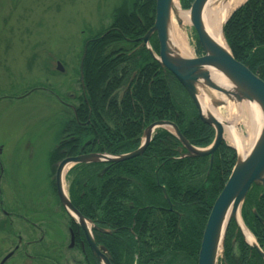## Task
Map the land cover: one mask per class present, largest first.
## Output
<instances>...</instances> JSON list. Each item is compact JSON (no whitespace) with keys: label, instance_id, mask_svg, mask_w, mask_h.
Segmentation results:
<instances>
[{"label":"trees","instance_id":"obj_1","mask_svg":"<svg viewBox=\"0 0 264 264\" xmlns=\"http://www.w3.org/2000/svg\"><path fill=\"white\" fill-rule=\"evenodd\" d=\"M193 1L179 0L181 9L189 10ZM154 15L155 0H123L113 12L111 30L89 42L83 60L88 102L83 106L84 115L80 109L78 117L86 120L92 112L94 121L106 120L96 148L111 156L135 151L142 131L160 121L176 125L195 148H207L214 140L213 129L200 121L180 84L144 48H138L139 40L153 26ZM224 39L233 58L264 82V0H249L236 10L224 27ZM150 45L157 54L155 36ZM94 70L103 77L92 75ZM133 74L132 85L125 90ZM76 130V123L70 125V132ZM179 147L172 135L158 130L140 157L110 166L104 178L91 183V191L83 186L87 176L74 180L71 197L78 212L116 230L104 237L110 264H196L204 227L236 155L222 143L209 167L208 158H180ZM114 171L118 177H113ZM81 193L84 198L80 199ZM263 193L261 188H251L242 219L264 253V224L253 215L255 211L264 222ZM143 207L147 209L138 211ZM224 258L220 264H264L233 223L225 238ZM89 260V264H97Z\"/></svg>","mask_w":264,"mask_h":264},{"label":"rangeland","instance_id":"obj_2","mask_svg":"<svg viewBox=\"0 0 264 264\" xmlns=\"http://www.w3.org/2000/svg\"><path fill=\"white\" fill-rule=\"evenodd\" d=\"M122 1L0 0V146H5L4 153H13V157L8 160L11 168L6 172L4 181L16 179L15 185L25 206L22 214L33 224L39 222L45 231L43 247H56L57 240H62L60 217L49 214L47 207L42 209V203L47 200L51 204L49 172L56 169L48 164V157L50 159L54 145L62 136L59 133H62L63 123L67 118L72 120L73 116L69 109L56 102L53 95L57 93L64 98L68 92L80 96L83 61L80 68L79 60L83 55L85 58L89 42L96 35L111 30L108 28L112 24L113 12ZM182 30L194 52L196 42L192 28L186 25ZM57 62L63 68L62 73L56 71ZM98 74L100 78L103 77L100 71L92 72V75ZM131 85L132 82L129 83ZM41 88L55 94L51 93V97L38 91L32 92V89ZM27 92L29 95L34 94L18 101L2 98L9 96L12 99ZM61 102L67 104V101ZM87 102L85 95L83 104ZM83 104L80 109H84ZM236 107L228 103L214 112L227 126H233L230 114H237ZM93 115L91 112V117L89 115L86 120L81 119V127L71 137L93 139L94 144H98L97 137L106 120L94 121ZM237 130L244 131L242 126ZM82 133L86 136L83 137ZM91 133L92 137L87 136ZM225 144L230 147L226 138ZM69 180H65L66 191ZM30 230V226L21 224L23 240L29 236ZM64 240L66 244L68 240ZM12 243L16 244L14 241ZM2 244L0 239V261L13 248ZM30 250L35 251L32 248ZM74 258L68 254L64 260ZM23 261L17 257L6 264H25ZM60 263L64 264L63 259H60Z\"/></svg>","mask_w":264,"mask_h":264},{"label":"water","instance_id":"obj_3","mask_svg":"<svg viewBox=\"0 0 264 264\" xmlns=\"http://www.w3.org/2000/svg\"><path fill=\"white\" fill-rule=\"evenodd\" d=\"M175 1L156 0L154 23L152 28L141 38V46H144L150 57L158 63L160 68L164 72L170 73L186 91L200 121L214 131L212 145L207 149H197L184 139L173 123L155 122L144 130L140 147L130 154L117 157L95 154L62 161L58 165L55 175V186L60 205L76 225L84 231L87 244L97 262L99 264H110L105 256L107 254L106 249L96 247L93 231L107 235L110 233L96 228L92 222L83 218L72 206L63 188L65 169L75 165H111L137 158L144 153L156 130L169 132L179 142L178 154L180 158H209V167H211L215 151L224 142V133L227 125L223 121L217 120L207 107L210 106L213 111L228 103L237 106L248 102L255 104L259 108L262 116L261 127L253 146L245 154L240 153L237 148L231 147L236 155L235 165L211 208L203 230L196 264H217L219 259L224 260L223 247L231 223H234L237 230L241 233L245 244L250 249L255 250L264 261V253L260 250L251 234L244 228L252 239L251 243L246 241L243 228L238 221V217L241 220V209L250 189L254 186L264 191V83L256 75L252 74L247 67L237 62L227 46L222 47L217 44L208 33L203 15L207 4L211 0H194L188 11L190 26L196 33L203 56L192 59L180 54L171 45L168 37L172 15L175 17L177 25L181 26V22L176 18L174 10ZM230 16L222 25V36L225 24ZM154 34L158 42V55L153 53L149 45V41ZM83 59L84 55L82 61ZM57 69L62 72L59 64ZM211 72L221 77L223 83L220 85L215 84L211 80ZM203 99L208 105L207 107L203 106L201 102ZM162 193L166 202L169 203L165 190ZM262 197H264V193ZM253 215L261 224H264L255 211H253ZM9 258L10 255L5 257L1 264H4Z\"/></svg>","mask_w":264,"mask_h":264},{"label":"flooded vegetation","instance_id":"obj_4","mask_svg":"<svg viewBox=\"0 0 264 264\" xmlns=\"http://www.w3.org/2000/svg\"><path fill=\"white\" fill-rule=\"evenodd\" d=\"M37 90L38 92H42L46 95L49 94V96H51V93H54L51 90H47L46 88H41ZM122 96L123 94H120L119 98L121 99ZM53 97L55 98L56 102L62 105L63 108L69 109L73 115L72 120L67 118L66 122L63 123L61 127L62 133H59V135L61 136L62 134V136L59 142L54 145V149L52 151L53 154L52 156L51 154L49 155L50 159L48 157V164H51L56 169H54V171L50 170L49 172L51 204L47 200H44V202L42 203V209L47 207L49 210V214L58 215L60 217L62 226V240L60 238L57 240L56 247H49L48 245L44 247L41 246L42 243L45 241V231L42 227L39 226V222H35L33 224L25 215L22 214V212L25 211V206L24 201L21 199V194L18 192L17 187L15 185L16 179L10 178L9 181H6V183L4 181V178L6 177V172H9V168H11V166H9L8 160L13 157L12 152L4 153V145L0 146V239L2 240V245L5 246L6 244H8L9 247L13 246L12 250L6 254L7 256L10 255L11 257L8 262L18 257L24 259L23 262L25 264H62L60 263V259H63L64 264H89V258H91L95 260L97 264H99L90 251V248L85 238L84 231L76 225V223L69 217V215L62 209L60 205L55 186V175L58 165L63 160L105 153H103L100 149L96 148L98 144H94L93 139L89 140L81 139L80 137H71L74 132H70V128H66L65 126L67 125L68 127H70V125L76 123L77 129L81 127V122L79 121L81 119L84 120L85 116H79V118L78 111L80 110L84 102L85 92L81 91L80 89V96L67 92L64 98L56 94L53 95ZM21 98L22 97L15 98V101H18ZM7 99L11 100L9 98H6V96L3 100ZM61 101H67V104ZM81 113L82 115H84L85 113V110L83 108L81 109ZM88 116L86 117V119L88 118ZM70 122L72 124H70ZM92 145H95V147H92ZM106 167V165L102 164L80 165L74 167L67 174L65 180L70 179L71 181L69 180L70 183H68L66 192L74 208L75 206L73 205L71 197V189L76 177H82L83 175L87 176L86 181L83 183V186L84 188L86 186L89 187V191H91L94 188L93 186H91V183H97L101 180V178L105 177L108 171V168ZM115 172L116 171H114V174H112L113 177H118L117 173ZM2 186H4V188ZM81 198H84V193L80 194V199ZM142 209H147V207L139 208L138 211H141ZM84 218L87 221L92 222L90 219L86 217ZM22 223L31 227V230L29 231V236L26 237L24 240L21 234ZM92 223L96 228L110 233L109 235H107L102 234L98 231H93V239L96 247H103L106 249L107 254H105V256L109 261V253L106 245L104 244V237H109L110 235H113L114 233H116V230L107 229L103 225L100 226L96 223V221ZM56 224L58 226L59 222H57ZM148 227L149 226H146L145 229ZM64 239L68 240L66 244H64ZM13 241L16 243L15 245H13ZM59 246L61 247V250H59ZM30 248L35 251L30 250ZM36 248L38 249L36 250ZM62 249H64V251H62ZM68 254L75 256V258L71 259L70 261H68V259L64 260V258L67 257Z\"/></svg>","mask_w":264,"mask_h":264},{"label":"bare ground","instance_id":"obj_5","mask_svg":"<svg viewBox=\"0 0 264 264\" xmlns=\"http://www.w3.org/2000/svg\"><path fill=\"white\" fill-rule=\"evenodd\" d=\"M245 1L246 0H211L207 4L203 15L204 24L212 39L220 46L226 47L225 40L221 33L223 23L230 16V14L236 8L242 6ZM174 10L176 18L181 22V26L179 27L177 25V21L172 15L171 28L168 35L169 42L180 54L190 57L192 55V49L190 48V45L188 43L187 35L182 30L183 26H190L189 13L187 11L183 12L181 10L179 2L177 0L174 2ZM210 77L215 84L220 85L223 83L221 77H218L214 72L210 73ZM201 102L203 106H208L205 103L204 99L201 100ZM207 108L213 113L214 117L217 120H220L215 112L211 110L210 106H208ZM236 110V115L230 114V120L232 121L233 126L229 125L225 128V138L230 146L237 148L240 153L242 152L245 154V150L247 149V151H249L258 135L262 123V116L259 108L255 104H251L248 102L237 105ZM241 126L243 127L244 131L237 130L238 127ZM117 164H111V166ZM238 221L243 228L246 241L251 243L252 239L244 229L240 217H238Z\"/></svg>","mask_w":264,"mask_h":264}]
</instances>
